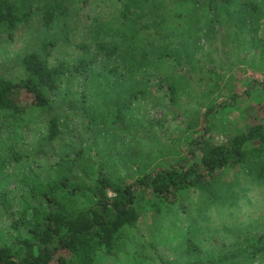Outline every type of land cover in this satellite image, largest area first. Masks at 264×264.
Here are the masks:
<instances>
[{"label": "trees", "instance_id": "1", "mask_svg": "<svg viewBox=\"0 0 264 264\" xmlns=\"http://www.w3.org/2000/svg\"><path fill=\"white\" fill-rule=\"evenodd\" d=\"M67 1L0 0V28L16 29L35 10L44 13L45 26L50 27L56 16L64 12ZM200 1L138 0L136 6L141 13L130 10L124 13L135 27L131 26L120 38L119 46L109 51L108 57L144 50V45L165 40L168 33L190 25ZM233 1L205 0L214 11L222 10L223 2ZM249 8L253 24L260 27L258 7L252 3ZM225 11L230 12L229 8ZM143 52L148 71L168 61L170 66L179 67L184 59L186 64L193 59L170 57L167 49ZM256 58L260 62L258 69H264V55ZM23 63L28 74L25 80L15 84L0 79V114L22 113L26 107L17 95L26 92L34 107L51 115L48 140L53 142L61 134L63 115L57 95L71 82L69 71L62 65L51 66L36 53L27 55ZM81 65L85 68L84 63ZM153 73L142 76V80H148ZM154 74L158 77L155 88L163 95L158 105L170 114V107L177 105L178 96L183 93L179 82L184 83L185 89H191V74L159 76L157 70ZM252 81L253 84L247 83L251 87L239 94L236 91L239 78L225 80L216 72H208L204 78L208 89L205 97L226 94L224 101L221 104L213 101L206 106L202 131L185 142L183 155L176 161L144 168L140 175L120 177L109 172L106 164L94 166L91 157L80 149L52 168L53 179L30 177L31 203H27L23 217L11 224L13 231L0 230V264H235L239 261L253 264L254 260L264 258V234L250 231L259 223L242 222V219L252 222L259 214L256 207L247 208L254 203L249 194L264 192V102L259 103L260 122L243 118L240 129L236 130L231 126L218 130L215 122L236 110L239 99L251 98L256 90L264 93V82ZM151 94L148 84L132 89L124 106L135 109L140 99L149 103ZM117 106V116L122 118L124 106ZM246 114L253 119L250 112ZM88 117L96 120L94 116ZM218 133L226 137L219 139ZM175 151L177 155L178 150ZM77 169L83 173L81 176ZM195 214L198 216L188 219ZM214 214L223 221L222 230L229 234L236 229L230 246L214 247L213 236H208L209 247L201 246L203 226L199 222H211ZM184 219L189 220V227L183 235V252L163 251V239L181 237L177 225ZM259 219L264 220V214ZM242 231L245 234L239 237ZM170 248L177 250V246Z\"/></svg>", "mask_w": 264, "mask_h": 264}, {"label": "rangeland", "instance_id": "2", "mask_svg": "<svg viewBox=\"0 0 264 264\" xmlns=\"http://www.w3.org/2000/svg\"><path fill=\"white\" fill-rule=\"evenodd\" d=\"M137 1L69 0L64 12L56 16L50 27L45 26L44 13L35 10L16 29L0 28V79L15 84L25 80L28 74L23 61L32 53L41 55L53 67L64 66L71 78L57 95L63 115L61 134L55 141L48 140L51 115L34 107L26 92L17 95L21 105L26 107L22 113L0 114V230L4 233L13 231L11 224L23 217L27 203H31L30 177L53 179L52 168L80 149L91 157L94 166L99 168L106 164L109 172L120 177L140 175L144 168L153 169L164 161L181 158L185 142L202 131L206 106L213 101L221 104L226 95L216 93L205 97L208 89L204 78L208 72H216L225 80L239 78L236 88L239 94L249 86L247 83L253 84L252 79L264 82V69H258L260 62L256 58L264 55V0L223 2L225 7L215 11L201 0L193 23L168 33L165 40L143 46L148 52L167 49L170 57H193L191 63L186 64L184 59L179 67L173 64L171 67L168 61L166 65H155L150 71L144 66V50L134 49L120 57H108L109 51L119 46L120 38L135 27L124 13L126 10L141 13ZM247 3L258 7L260 27L249 17ZM226 8L230 12L225 11ZM148 45L152 46L146 47ZM156 70L159 76L191 74V89H185L184 83L178 81L183 93L178 96L177 105L170 107V114L158 105L163 95L155 88ZM152 73L148 80H142V76ZM146 84L152 91L151 102L140 99L135 109L126 108L130 91ZM222 86L225 87V82ZM152 99L157 104L152 103ZM238 101L236 110L215 121L218 130L230 126L232 130L240 129L243 118L253 123L261 121L258 112L259 103L264 102L263 92L256 90L251 98ZM117 104L124 106L122 118L117 116ZM89 115L96 120L89 119ZM217 137L224 139L226 135L218 133ZM175 150H178L177 155ZM76 173L83 174L80 169ZM249 196L255 204L247 208L256 207L259 214L252 222H248L249 219L242 222L259 223L250 231L264 234V220L259 219L264 214V192L253 191ZM35 203L38 201L32 204ZM197 216L191 215L188 219ZM188 219L177 225L181 237L163 239V251L181 253ZM222 224L217 214L211 222H199L203 226L201 246L209 247L208 236H213L214 247L231 245L236 229L228 234L222 230ZM244 234L242 231L238 235ZM176 246L177 250L170 248ZM244 262L235 264H249ZM253 264H264V258L254 260Z\"/></svg>", "mask_w": 264, "mask_h": 264}]
</instances>
